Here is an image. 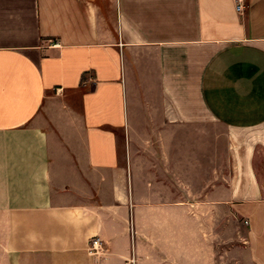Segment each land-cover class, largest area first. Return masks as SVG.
<instances>
[{"label":"crops","instance_id":"crops-1","mask_svg":"<svg viewBox=\"0 0 264 264\" xmlns=\"http://www.w3.org/2000/svg\"><path fill=\"white\" fill-rule=\"evenodd\" d=\"M263 159L264 0H0V264H264Z\"/></svg>","mask_w":264,"mask_h":264},{"label":"built area","instance_id":"built-area-1","mask_svg":"<svg viewBox=\"0 0 264 264\" xmlns=\"http://www.w3.org/2000/svg\"><path fill=\"white\" fill-rule=\"evenodd\" d=\"M235 1V9L238 13H243L245 8V0H234ZM52 47H59V43L53 42ZM87 252L90 255H99L102 254V247L99 238L91 237L88 241ZM133 261V260H132ZM131 261V263H132Z\"/></svg>","mask_w":264,"mask_h":264},{"label":"rangeland","instance_id":"rangeland-1","mask_svg":"<svg viewBox=\"0 0 264 264\" xmlns=\"http://www.w3.org/2000/svg\"><path fill=\"white\" fill-rule=\"evenodd\" d=\"M218 133H219L218 130H217V132H216V128L213 129V134H217V135H219ZM222 148H223L222 144L214 143L215 154L223 152V151H222V150H223ZM216 161L219 162V160H215V162H216ZM262 163H263V167H264V159L262 160ZM215 164H216V163H215ZM216 165H218V164H216Z\"/></svg>","mask_w":264,"mask_h":264}]
</instances>
